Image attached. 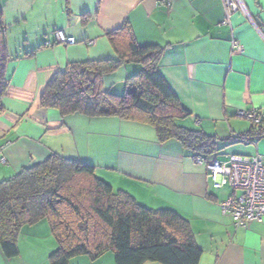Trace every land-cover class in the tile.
Masks as SVG:
<instances>
[{"label": "crops", "instance_id": "1", "mask_svg": "<svg viewBox=\"0 0 264 264\" xmlns=\"http://www.w3.org/2000/svg\"><path fill=\"white\" fill-rule=\"evenodd\" d=\"M242 1L246 13H227L222 0H0L7 55L0 99V154L5 158L0 180L53 153L90 163L114 190L184 217L202 249L199 264H264V218L236 227L220 208L232 188H213L204 163L197 160H219L217 152H192L174 138L160 141L144 121L60 115L40 105L52 76L70 63L116 58L107 32L127 23L138 44L162 48L158 70L187 111L176 122L215 135L220 150L241 142L232 137L252 126H245L241 112L258 110L264 127V37L258 31L264 24V0ZM56 30L75 43L57 42ZM232 40L240 49L232 47ZM139 69L125 61L103 76L102 90L122 94L127 78ZM244 143L256 146L253 154L261 148L264 156V135ZM21 234L30 242L53 237L45 220L22 226ZM56 248L52 242L48 259ZM69 262L116 264L110 250L96 258L76 255Z\"/></svg>", "mask_w": 264, "mask_h": 264}, {"label": "trees", "instance_id": "2", "mask_svg": "<svg viewBox=\"0 0 264 264\" xmlns=\"http://www.w3.org/2000/svg\"><path fill=\"white\" fill-rule=\"evenodd\" d=\"M3 34L0 23V99L6 90ZM107 38L116 58L70 63L52 76L40 105L60 115L144 121L154 127L160 141L174 138L192 152L218 153L215 135L176 122L187 111L158 70L162 48L138 44L127 23L107 32ZM125 61L140 69L127 78L124 92L103 91V76ZM251 124L250 130L232 138L252 142L262 137L263 125L255 129ZM40 220L48 222L57 242L50 264H68L81 254L96 258L109 250L116 264H199L202 254L188 221L178 212L140 204L98 177L94 165L56 153L0 180V248L7 258L19 253L22 226Z\"/></svg>", "mask_w": 264, "mask_h": 264}, {"label": "built area", "instance_id": "3", "mask_svg": "<svg viewBox=\"0 0 264 264\" xmlns=\"http://www.w3.org/2000/svg\"><path fill=\"white\" fill-rule=\"evenodd\" d=\"M169 3L170 0H157ZM225 11L241 10L246 13L242 0H222ZM264 37V24L258 27ZM56 40L62 44H73L75 40L66 36L61 30L55 32ZM232 47L240 49L237 40H232ZM241 115L254 125L262 122L261 114L256 110L241 112ZM198 162L204 163L212 186L218 189L223 186L232 188L233 193L220 203L223 213L231 216L236 227H243L250 221L261 222L264 218V156L261 154H231L227 160L219 161L214 156H197ZM0 161L5 158L0 154ZM237 190L240 193H235Z\"/></svg>", "mask_w": 264, "mask_h": 264}, {"label": "rangeland", "instance_id": "4", "mask_svg": "<svg viewBox=\"0 0 264 264\" xmlns=\"http://www.w3.org/2000/svg\"><path fill=\"white\" fill-rule=\"evenodd\" d=\"M261 114V112H260ZM245 126H249L251 123L250 120L241 119ZM259 126V125H256ZM256 146L254 144H246L243 141L236 142L227 146H223L218 152V159L219 161L226 160L231 154H240V155H254L256 151ZM261 148L259 151L257 150V153L261 154ZM99 173L97 172L96 175L99 177ZM101 177V176H100ZM117 190V189H116ZM238 193H240L239 190H237ZM19 238V254L12 257L7 258L1 252L0 248V254H1V262L0 264H50L48 259V254L50 250H48V247L52 245V242L55 244V238L48 235L43 236V238H38L34 242L30 241H24L23 238H26V235L21 234ZM29 238V237H28ZM52 241V242H50ZM18 243V240H17ZM56 246V245H55ZM73 260V259H72ZM69 264H72L69 262Z\"/></svg>", "mask_w": 264, "mask_h": 264}]
</instances>
